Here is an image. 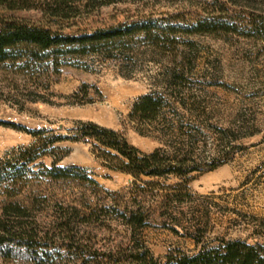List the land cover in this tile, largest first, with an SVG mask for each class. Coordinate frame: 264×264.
Here are the masks:
<instances>
[{"label":"rangeland","instance_id":"rangeland-1","mask_svg":"<svg viewBox=\"0 0 264 264\" xmlns=\"http://www.w3.org/2000/svg\"><path fill=\"white\" fill-rule=\"evenodd\" d=\"M211 16L226 17L229 28L157 41L127 36L82 52L23 47L0 64V120L11 124L0 125V162L39 138L73 136L79 122L91 121L144 153L160 149L193 169L134 178L111 168L103 147L57 141L32 170L57 161L85 169L97 185L34 179L46 196L31 212L38 222L47 225L61 203L73 204L94 211L75 231L103 252L119 246L163 260L239 240L264 257V0H0V31L25 24L80 34ZM149 94L161 99L155 117L132 116L135 101ZM11 194L0 190V204L32 197L21 183ZM130 210L144 213L145 226L131 227L120 215ZM63 238L55 236L61 248L45 264H75ZM0 264L41 263L16 248L0 252Z\"/></svg>","mask_w":264,"mask_h":264},{"label":"trees","instance_id":"trees-1","mask_svg":"<svg viewBox=\"0 0 264 264\" xmlns=\"http://www.w3.org/2000/svg\"><path fill=\"white\" fill-rule=\"evenodd\" d=\"M226 18V17H225ZM223 16L209 17L192 24H177L158 20L131 22L108 29H97L90 33L65 34L48 28L11 24L0 31V64L7 61L15 51L23 47H33L40 51L66 48L68 52H82L108 41L127 36L140 35L157 41L160 37L175 34H213L217 29L226 30L229 24ZM161 99L153 95L140 96L133 104L131 115L141 120L153 119ZM0 125H11L0 120ZM20 127V126H19ZM22 128V127H21ZM73 136L53 135L39 138L35 145L21 148L14 160L0 162V190L11 194L21 183V191L32 194L23 201L4 200L0 204V252L10 255L13 249H21V253L39 263L50 261L59 247L53 244L55 236L65 237L69 249L75 255V264H264V257L244 242L225 241L218 247H202L195 254L180 253L168 255L163 260L154 258L147 250L124 252L118 246L116 250L103 252L89 243H82L77 237L76 222L89 224L93 220L94 211H87L78 205H63L55 210L50 222L42 224L36 220L32 209L39 199L46 198L41 183L46 180L66 181L79 180L93 185L96 181L88 176L80 167H61L57 161L51 166L41 165L38 171L32 170L31 164L42 154L48 145L64 139L92 142L109 161V166L131 174L134 178L163 177L167 175L185 176L193 169L186 166L184 160L173 161L160 149L144 153L129 144L118 131L101 126L91 121L79 122L72 130ZM36 135L42 132H36ZM109 150V151H107ZM41 153V154H40ZM215 166H212L213 169ZM37 180V183L33 184ZM43 184V183H41ZM34 186H38L34 189ZM63 205V206H62ZM126 222L134 228L145 226L144 213L139 210L120 212ZM41 261V262H40Z\"/></svg>","mask_w":264,"mask_h":264}]
</instances>
